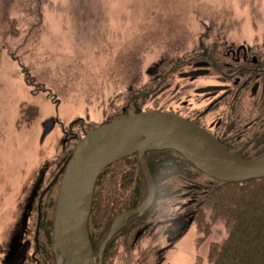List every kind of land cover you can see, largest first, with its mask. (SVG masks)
<instances>
[{
  "label": "rangeland",
  "instance_id": "rangeland-1",
  "mask_svg": "<svg viewBox=\"0 0 264 264\" xmlns=\"http://www.w3.org/2000/svg\"><path fill=\"white\" fill-rule=\"evenodd\" d=\"M201 40L204 53L198 51ZM254 44L264 55V0H0V250L8 244L19 248L28 239L42 264L36 245L39 202H33L34 211L30 205L38 193L56 203L59 170L78 141L79 127L120 118L115 116L124 109L130 82L150 85L171 59L193 53L198 59L192 57L171 83L157 87L142 111H202L216 96L205 98L198 88L240 86L237 79L234 86L215 73L208 60L229 66L230 49ZM252 83L236 103L251 115L261 86L252 90ZM228 106L215 107L204 123L214 126ZM48 123L52 126L44 135ZM190 200L181 199L175 208V216L184 217L176 228L184 229L171 246L163 229L154 239L148 229L134 246L113 243L109 263L209 264V245L221 240L225 229L221 221H208L204 237L190 222Z\"/></svg>",
  "mask_w": 264,
  "mask_h": 264
},
{
  "label": "trees",
  "instance_id": "trees-1",
  "mask_svg": "<svg viewBox=\"0 0 264 264\" xmlns=\"http://www.w3.org/2000/svg\"><path fill=\"white\" fill-rule=\"evenodd\" d=\"M205 49L201 40L198 51L204 53ZM251 50L255 57L251 65L264 68V56L254 46ZM192 57L198 59L193 53L171 59L165 66L166 70H162L164 73H160L158 80L150 85L135 86V80L130 82L123 99L124 109L121 111L120 108L115 117L144 110L146 101L153 91L164 83H171L176 72L188 65V61L192 62L190 61ZM202 57L208 60L206 55ZM209 58L213 59V56ZM208 61L214 64L215 73H219L230 82L236 77L240 78V73H243L246 67L245 65L239 68L240 66L226 64L219 67L214 61ZM261 99L262 105L258 112L252 115L245 114L242 107L237 104L233 105L228 117L224 118L219 126V142L227 151L243 159L252 160L264 155L263 96ZM161 105L163 107L165 103ZM111 120L106 119L101 124ZM249 120L251 121L248 122ZM98 125L100 124L85 125L84 129L80 126L82 132L79 138L84 132ZM73 144L68 148L69 153ZM68 157L69 154L63 158L64 165ZM144 158L155 186L153 201L146 211L128 218L106 244L102 264H110L113 243L119 240L124 247L133 245L142 229L150 223L155 224L174 215L180 200L187 197L191 198L187 203L192 212L190 222L192 221L196 228L204 233V237L209 231L208 221L209 223L221 221L225 229V236L209 245L207 253L209 264H264V177L240 182L220 181L207 176L172 149L151 150L145 153ZM64 165L59 170V177ZM56 188L55 185L54 192ZM147 194V182L136 153L110 164L101 172L94 186L88 218V234L94 254L105 238L112 219L123 211L138 207L146 199ZM40 195H43L41 201ZM34 202V205L39 202L38 215L40 214L41 218L37 233L39 240L36 243L41 251L39 258L42 264H56L52 249L51 222L55 209L54 199L51 200L50 195L38 193ZM31 210L34 211L33 208ZM47 210L50 213L46 215ZM205 210L208 211L207 217ZM137 232L139 233L136 235Z\"/></svg>",
  "mask_w": 264,
  "mask_h": 264
},
{
  "label": "water",
  "instance_id": "water-1",
  "mask_svg": "<svg viewBox=\"0 0 264 264\" xmlns=\"http://www.w3.org/2000/svg\"><path fill=\"white\" fill-rule=\"evenodd\" d=\"M155 68L149 70V73ZM52 123L45 124V135ZM172 149L207 176L226 182L264 177V155L248 160L227 151L206 129L164 111L124 115L87 132L69 154L58 184L52 224V249L57 264H102L106 244L132 215L151 205L155 186L144 155ZM136 153L148 186L146 199L136 208L113 218L95 256L88 218L97 178L110 164ZM182 227L181 230H183Z\"/></svg>",
  "mask_w": 264,
  "mask_h": 264
},
{
  "label": "flooded vegetation",
  "instance_id": "flooded-vegetation-1",
  "mask_svg": "<svg viewBox=\"0 0 264 264\" xmlns=\"http://www.w3.org/2000/svg\"><path fill=\"white\" fill-rule=\"evenodd\" d=\"M252 46L256 47V49L259 51V53L262 56H264L255 44ZM252 46L245 48L244 46L240 45V46H237L235 48V50L230 49L227 52V55H230V59H232V61H233V63L230 64L231 66H235V67L240 66L239 68H241V67L243 68L246 65V67L244 68L245 71L243 73H240L241 77L240 78L236 77L234 79V81L236 79L238 80L240 86L234 87L231 91L228 88H226V85H222V84L220 86H219V84H213V85L205 86L203 88H198V90L200 89V91L201 90L204 91L203 92L204 94L207 93L205 98L211 97V95L212 96L215 95L216 96L215 100L208 102V104L206 103V105L203 106L204 109L202 111H197V109H194V108H191L193 110H188L187 108L185 109L182 107L181 108L182 110L180 109L181 112L177 111V112H173V113L177 114L179 116H182V117L192 121L193 123L203 127L204 129L209 131L219 141V126L221 124V121L224 118L228 117L231 107L237 103L238 99H239L238 103L241 102V96L242 95H240V94H242L244 89H246L248 87V84H250L251 82H253L252 83V87H253L252 90H254L256 88V86H259V84L261 85L259 93L256 94V95H258V97H256L258 100H257V106L254 110V111L258 112L260 106L263 103V100L261 99V97L263 96V98H264V68L251 65L252 62L255 61V57L253 55V50H251ZM195 63L197 64L198 61H196ZM189 73H190V75L196 74L195 72H189ZM219 76L224 78L220 74H219ZM234 84L235 83L233 82L232 85H234ZM223 86H224V88L219 89V87H223ZM235 88H236V92L234 91ZM232 91H234L233 95H231ZM219 92H221V93L219 94ZM200 102H202V100ZM222 104H229L228 113L226 115H223L220 118V120H218V122L214 126L204 123L205 115L209 114L215 107L219 109V105H222ZM170 112H172V111H170ZM84 127H85V125H82V129H84ZM67 128L70 129L69 133L72 134L71 136L76 135L75 133H73L71 131L72 126L67 127ZM79 129H80V127H79ZM65 132H67V131H65ZM79 132H80V130H79ZM33 202L34 201H32V203L30 205V209L32 208ZM28 219H29V217L27 218V221H26L27 224H28ZM182 220H184V217H176L174 214L171 217L169 216L167 218V220L166 219L159 220V223H157V225L153 226V223H150L149 225L146 226V228L141 230V234L138 235V238L135 241V243L133 244V246L136 245L140 241V239L144 237L145 232L148 229H150V231H147L146 233H147V235H150V238H153V237L156 238L157 236H159V234H160L159 231L161 229H163L162 232L166 236V241L169 242L168 247L171 246L170 242H175V237L177 235V232L180 229H182V227H184V225H182L179 227L180 229L176 228V224H178V222H183ZM186 222H184V223H186ZM25 227H27V225H25ZM156 229H159V230L157 231ZM23 230H24V228H23ZM26 231H28V230L26 229ZM139 232H137L136 235ZM20 239H23V237H20ZM161 249L164 251L166 249V247L161 248ZM158 252H160V250ZM0 264H37L36 250L33 248L31 249V241L28 239H24L23 242L20 243L19 248H16L15 245H13V244H10V246L8 244V249L2 248L0 250Z\"/></svg>",
  "mask_w": 264,
  "mask_h": 264
},
{
  "label": "bare ground",
  "instance_id": "bare-ground-1",
  "mask_svg": "<svg viewBox=\"0 0 264 264\" xmlns=\"http://www.w3.org/2000/svg\"><path fill=\"white\" fill-rule=\"evenodd\" d=\"M79 139H80V138H79ZM79 139H78V140H79Z\"/></svg>",
  "mask_w": 264,
  "mask_h": 264
}]
</instances>
